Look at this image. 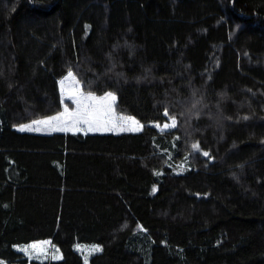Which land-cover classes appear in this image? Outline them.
<instances>
[{
	"label": "trees",
	"instance_id": "obj_1",
	"mask_svg": "<svg viewBox=\"0 0 264 264\" xmlns=\"http://www.w3.org/2000/svg\"><path fill=\"white\" fill-rule=\"evenodd\" d=\"M69 71L142 129H19ZM41 239L33 264H264V0H0V264Z\"/></svg>",
	"mask_w": 264,
	"mask_h": 264
},
{
	"label": "snow or ice",
	"instance_id": "obj_2",
	"mask_svg": "<svg viewBox=\"0 0 264 264\" xmlns=\"http://www.w3.org/2000/svg\"><path fill=\"white\" fill-rule=\"evenodd\" d=\"M73 74L69 72V77H72ZM64 84V81H61V85ZM76 90L72 92V98L76 100L77 110L75 112L69 113L67 108L65 112L61 113L60 116L51 117L45 120L33 121L34 125L37 127H32V125L24 126L21 130L27 128L30 131H41L43 130L39 126H47L52 130L59 131H84L86 126L88 131H100L107 130L113 131L116 127H119L121 131H139L142 129V125L139 124L134 118L131 117H121L120 120L122 123L117 125L114 121L109 119V113L112 109V102L115 101L116 97L112 93H106L103 97H96L93 94L89 93L85 95L79 88V82H76ZM165 116L168 115L167 112L164 113ZM66 118V119H63ZM67 121H71V126H68ZM57 125H60L57 127ZM177 126L176 119L171 118V123H166L163 125L164 129H171ZM160 127V125H156ZM192 148L198 149V143L193 144ZM204 156H208L209 153L204 152ZM49 242H42L41 244L31 245V249L36 251L37 257L40 255L46 256L45 245ZM98 247L92 249V251H99ZM23 251L28 252L29 249L25 248ZM58 258V257H53Z\"/></svg>",
	"mask_w": 264,
	"mask_h": 264
},
{
	"label": "rangeland",
	"instance_id": "obj_3",
	"mask_svg": "<svg viewBox=\"0 0 264 264\" xmlns=\"http://www.w3.org/2000/svg\"><path fill=\"white\" fill-rule=\"evenodd\" d=\"M69 72H71L73 74L72 77H69ZM67 74H65L59 81L60 84V89H61V95L63 98V108L60 112L50 115V116H46V117H41V118H37L34 120H31L29 122H25L21 125L18 126L19 129H21L24 126H28V125H32V127H37V125L33 124V121H37V120H45V119H49L51 117H57L60 116L61 113L65 112V108H67L69 113L75 112L77 110V104H76V100L72 98V92L76 90L77 84L76 82H79V88L80 90L85 94H93L96 97H103L106 93H112L115 95L116 99L114 102H112V111L109 113V119H111L112 121H114L117 125H120L122 123V121L120 120L121 117H131L129 115H126L124 113L118 112L116 109V101H117V95L115 92L113 91H107L104 94H96L94 92H90V91H86L83 87L81 82L79 81V79L76 77V75L72 72L69 71ZM61 81H64V84L61 85ZM134 118V117H131ZM66 119V118H63ZM135 119V118H134ZM136 121L139 122L140 125H142V123L135 119ZM166 123H171V120L166 122ZM157 124L156 125H160V127H157L158 129H164L163 125L166 124ZM68 126H71V121H67ZM60 125H57V127H59ZM82 127L85 128V130L83 132H92V131H88L86 126L81 125ZM41 127L43 130L41 131H36V132H53V131H59V130H52L51 128L47 127V126H39ZM24 130H27V128H25ZM30 131V130H27ZM107 130H100V131H93V132H104ZM113 131H121L119 129V127H116L115 130ZM72 132H78L73 130ZM49 242L47 245H45V249H46V256L45 255H40L39 257H37L36 251L31 249V245L34 244H41L42 242ZM98 247L100 250L99 251H92V249ZM17 248L20 251H23V249L28 248L29 251L25 252L23 251L27 256H29L30 261L27 264H33V260L34 259H40V260H46V259H60L62 257V253L61 250L54 245V243H52V241L50 239H41V240H37V241H33L31 243H24L21 245H18ZM75 248L82 253L85 262L88 264L91 261V257L94 255V253H98L102 250L101 246L97 243H77L75 245ZM53 257H58V258H53ZM4 264H19V263H7V262H3Z\"/></svg>",
	"mask_w": 264,
	"mask_h": 264
}]
</instances>
